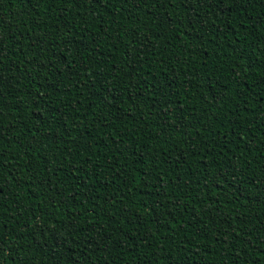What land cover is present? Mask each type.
Returning a JSON list of instances; mask_svg holds the SVG:
<instances>
[{
	"label": "trees",
	"instance_id": "obj_1",
	"mask_svg": "<svg viewBox=\"0 0 264 264\" xmlns=\"http://www.w3.org/2000/svg\"><path fill=\"white\" fill-rule=\"evenodd\" d=\"M0 264H264V0H0Z\"/></svg>",
	"mask_w": 264,
	"mask_h": 264
},
{
	"label": "snow or ice",
	"instance_id": "obj_2",
	"mask_svg": "<svg viewBox=\"0 0 264 264\" xmlns=\"http://www.w3.org/2000/svg\"><path fill=\"white\" fill-rule=\"evenodd\" d=\"M0 191H2V189H0ZM0 243H2V239H0ZM0 251H2V249H0Z\"/></svg>",
	"mask_w": 264,
	"mask_h": 264
}]
</instances>
